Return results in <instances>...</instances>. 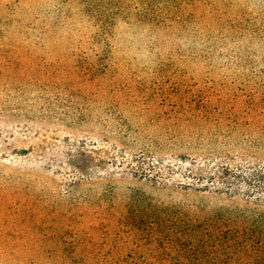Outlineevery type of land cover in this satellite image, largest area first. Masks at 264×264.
Listing matches in <instances>:
<instances>
[{"label":"rangeland","instance_id":"1","mask_svg":"<svg viewBox=\"0 0 264 264\" xmlns=\"http://www.w3.org/2000/svg\"><path fill=\"white\" fill-rule=\"evenodd\" d=\"M0 264H264V0H0Z\"/></svg>","mask_w":264,"mask_h":264}]
</instances>
